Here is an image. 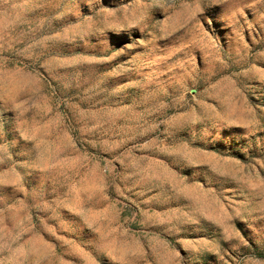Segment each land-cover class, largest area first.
<instances>
[{"label": "rangeland", "instance_id": "obj_1", "mask_svg": "<svg viewBox=\"0 0 264 264\" xmlns=\"http://www.w3.org/2000/svg\"><path fill=\"white\" fill-rule=\"evenodd\" d=\"M0 264H264V0H0Z\"/></svg>", "mask_w": 264, "mask_h": 264}]
</instances>
